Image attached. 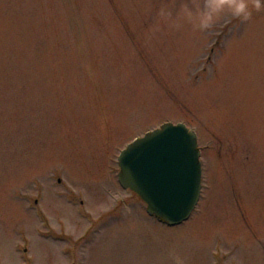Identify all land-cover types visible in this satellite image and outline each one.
<instances>
[{"label":"rangeland","instance_id":"1","mask_svg":"<svg viewBox=\"0 0 264 264\" xmlns=\"http://www.w3.org/2000/svg\"><path fill=\"white\" fill-rule=\"evenodd\" d=\"M179 7L0 0V264H264V7L204 31L177 29ZM179 122L202 193L170 228L115 157Z\"/></svg>","mask_w":264,"mask_h":264},{"label":"water","instance_id":"2","mask_svg":"<svg viewBox=\"0 0 264 264\" xmlns=\"http://www.w3.org/2000/svg\"><path fill=\"white\" fill-rule=\"evenodd\" d=\"M196 135L184 125H165L121 154L120 183L138 195L170 227L194 210L200 194L201 167Z\"/></svg>","mask_w":264,"mask_h":264},{"label":"clouds","instance_id":"3","mask_svg":"<svg viewBox=\"0 0 264 264\" xmlns=\"http://www.w3.org/2000/svg\"><path fill=\"white\" fill-rule=\"evenodd\" d=\"M179 3L174 26L179 29L188 23L194 31L211 29L224 16L246 22L251 19L253 9L259 11L264 7V0H179ZM160 14L165 18L173 15L166 8Z\"/></svg>","mask_w":264,"mask_h":264},{"label":"bare ground","instance_id":"4","mask_svg":"<svg viewBox=\"0 0 264 264\" xmlns=\"http://www.w3.org/2000/svg\"><path fill=\"white\" fill-rule=\"evenodd\" d=\"M201 158H202V156H201ZM194 213H195V212H194ZM194 213L192 214V216L194 215ZM192 216H191V217H192ZM191 217H190L188 220H190V219H191Z\"/></svg>","mask_w":264,"mask_h":264},{"label":"flooded vegetation","instance_id":"5","mask_svg":"<svg viewBox=\"0 0 264 264\" xmlns=\"http://www.w3.org/2000/svg\"><path fill=\"white\" fill-rule=\"evenodd\" d=\"M58 183H60V182H58Z\"/></svg>","mask_w":264,"mask_h":264}]
</instances>
